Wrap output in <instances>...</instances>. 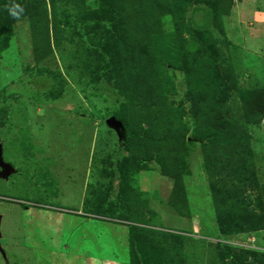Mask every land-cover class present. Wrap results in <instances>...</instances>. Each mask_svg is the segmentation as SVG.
<instances>
[{
    "label": "rangeland",
    "instance_id": "rangeland-1",
    "mask_svg": "<svg viewBox=\"0 0 264 264\" xmlns=\"http://www.w3.org/2000/svg\"><path fill=\"white\" fill-rule=\"evenodd\" d=\"M17 2L25 8L19 20L0 0V264H260L242 252H264V229L225 233L219 224L194 97L203 86L223 96L230 87L226 107L239 118L253 89L264 87V0H232L218 20L211 5L191 0H171L152 16L142 13L146 0L136 49L150 59L129 64L135 75L116 55L102 0ZM144 65L159 70L158 83L134 90ZM128 112L144 127L138 149L143 142L153 153L130 170ZM187 124L189 151L174 156L176 131ZM248 133L256 200L264 116ZM173 157L186 201L173 198L175 179L163 172Z\"/></svg>",
    "mask_w": 264,
    "mask_h": 264
},
{
    "label": "trees",
    "instance_id": "trees-1",
    "mask_svg": "<svg viewBox=\"0 0 264 264\" xmlns=\"http://www.w3.org/2000/svg\"><path fill=\"white\" fill-rule=\"evenodd\" d=\"M103 1V20H111V28L109 34H112L113 39L116 43V55L124 65V61L128 64L127 67H124L130 74L131 69L129 64L131 62L143 63L145 60H149L150 57L148 53L144 51L137 50L136 44L140 39L139 34L142 31V24L147 23V20L141 15L142 3L146 0H129V5L125 3L124 0H102ZM148 8H146L142 13H151L152 16H159L160 11L159 7L166 6L171 0H147ZM196 6H202V3L205 5H211L213 10L208 9V14H212L214 11V18L218 20L221 13H228L232 6V0H191ZM126 5V6H125ZM125 8V11H123ZM197 10L195 7L194 11ZM131 14L133 18L132 26H135L134 29H127L126 24L130 22L125 17ZM131 12V13H129ZM198 15H201L197 12ZM131 16V17H132ZM202 16V15H201ZM96 18H101L99 15ZM129 19V16H128ZM99 20V19H98ZM203 33L202 31H200ZM210 32V31H207ZM151 34V32H148ZM211 34V33H210ZM176 38L173 42H179V37ZM144 47V46H142ZM140 49H142L140 47ZM109 50V49H106ZM102 51L104 54H108V51ZM131 52L135 53V57L131 55ZM114 54V52L112 53ZM113 63L116 64L115 54L112 55ZM189 57L193 56V53L187 54ZM187 57V56H186ZM115 59V60H114ZM192 59V58H191ZM137 60V61H135ZM195 60V59H194ZM193 62V59L191 61ZM190 63V64H191ZM147 71L146 65H144L141 78L138 82H134V85L138 87H147L151 86L153 83L150 79H157L154 76V73H159L157 68L151 67ZM156 69V70H155ZM140 71V70H139ZM138 71V73H139ZM136 73L133 72L132 75ZM152 74L153 76H150ZM123 82V80L121 81ZM198 84V83H197ZM133 85V86H134ZM196 89L201 86H195ZM194 87V88H195ZM203 91L199 94L196 93L195 99V108L198 110V114H201L203 117L197 120L196 131L197 138L203 139V151L205 159V169L209 175L210 188L217 209L218 221L221 226V229L225 233L234 232V231H258L264 229V190L261 194L257 196V199L252 198L250 189H254L258 184V176L256 167L254 165V153L253 149L250 146V135L248 133V124L249 123H260L264 116V87H258L253 89L252 94L246 98L244 101V107H242L243 112L241 116L237 118L235 114H231L229 108L226 107V104L230 100L231 88L229 87L227 93H224L223 96L219 89L218 94H209V88L203 86ZM127 90L133 91V94L136 92L133 90L132 86L127 85ZM194 90V89H193ZM149 95H151L154 100L158 97L155 94L156 92L152 89H148ZM160 98V97H159ZM158 98V99H159ZM197 100V101H196ZM149 105L148 102L141 104ZM131 107V106H130ZM132 112H128L127 116H123L122 120L127 125L128 130V150L129 154L127 155V161L125 164L128 166V169L133 168H143L146 165L143 164V160L151 159L153 153L147 145L143 146V142L138 149V142H136V137L139 136V133L142 131V123L135 120ZM245 119V120H243ZM151 126H153V120L149 119ZM157 122V121H156ZM189 129L188 124L180 126L176 131L175 147L176 151L174 156L182 155L189 151L187 144L189 143L187 130ZM144 131V129H143ZM146 131V129H145ZM140 140V139H139ZM138 145V146H137ZM178 153V154H177ZM183 156V155H182ZM183 168L180 166L178 161H175V157L171 162L170 168H166L163 172L171 175L175 179V187L173 189V198H178L179 200H187V197L183 190ZM261 189V185L259 186ZM262 198V199H261ZM177 204L176 202L174 203ZM177 208H180L177 206ZM140 254L139 251L135 253ZM245 257L243 261H246L252 255L255 260L259 261L260 264H264V252H259L255 249H246L242 252ZM241 262V261H240ZM243 264H247L243 263Z\"/></svg>",
    "mask_w": 264,
    "mask_h": 264
},
{
    "label": "clouds",
    "instance_id": "clouds-1",
    "mask_svg": "<svg viewBox=\"0 0 264 264\" xmlns=\"http://www.w3.org/2000/svg\"><path fill=\"white\" fill-rule=\"evenodd\" d=\"M4 7L9 15L16 20H19L25 13V8L17 0H9V3L5 4Z\"/></svg>",
    "mask_w": 264,
    "mask_h": 264
},
{
    "label": "water",
    "instance_id": "water-1",
    "mask_svg": "<svg viewBox=\"0 0 264 264\" xmlns=\"http://www.w3.org/2000/svg\"><path fill=\"white\" fill-rule=\"evenodd\" d=\"M108 123L113 125L114 127L118 128L121 125V122L116 120L114 117L108 119ZM2 162V147L0 144V163ZM1 214H0V224H1ZM0 236H1V231H0ZM2 248L1 241H0V249Z\"/></svg>",
    "mask_w": 264,
    "mask_h": 264
}]
</instances>
